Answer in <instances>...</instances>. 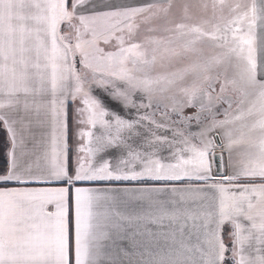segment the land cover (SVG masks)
<instances>
[{"label": "snow or ice", "instance_id": "obj_1", "mask_svg": "<svg viewBox=\"0 0 264 264\" xmlns=\"http://www.w3.org/2000/svg\"><path fill=\"white\" fill-rule=\"evenodd\" d=\"M155 7L0 0V264H264V0L182 99L135 40Z\"/></svg>", "mask_w": 264, "mask_h": 264}, {"label": "rangeland", "instance_id": "obj_2", "mask_svg": "<svg viewBox=\"0 0 264 264\" xmlns=\"http://www.w3.org/2000/svg\"><path fill=\"white\" fill-rule=\"evenodd\" d=\"M153 2L156 5L153 11L138 20L135 40L144 45L147 55L152 58L147 68L150 77H169L177 72L184 74V79L167 93L182 99L180 89L190 86L195 79L193 68L215 51L210 42L203 38V34L210 32L213 25L223 21L213 23L218 14L215 6L213 8L215 11L211 8L210 0L208 3L211 12L207 11L205 0H194L196 5L202 6L201 10L197 11L187 10L186 8L190 5H186L187 1L184 0L181 1V6H176L172 0H153ZM214 2L220 11L223 6L232 9L229 16L222 13L226 20L237 15L239 12L237 7L245 9L247 6V0H216ZM196 13L200 15L197 16ZM219 16L218 19L222 20L221 15ZM229 91L234 98L238 96V93Z\"/></svg>", "mask_w": 264, "mask_h": 264}, {"label": "crops", "instance_id": "obj_3", "mask_svg": "<svg viewBox=\"0 0 264 264\" xmlns=\"http://www.w3.org/2000/svg\"><path fill=\"white\" fill-rule=\"evenodd\" d=\"M155 1H166V0H155ZM173 1V4H175L176 6H178V5H182V3H181V1H183V0H172ZM184 1H187L186 2V5H190V7L189 8H186L187 10L189 9V11L190 10H201V8H202V6L201 5H196L195 3H194V0H184ZM201 1V0H200ZM204 1V0H203ZM214 1H216V0H210V2H212L211 3V8L213 9L214 8V6H215V8H216V13L218 14V15H216L215 16V18H214V21H213V23L216 21H225L227 18L226 17H223L222 16V13L223 14H228L227 16H229V12L231 13L232 11H230V10H232V9H229V8H227V6L225 7V6H223L222 7V9H221V11H220V9L219 8H217V6L215 5V2ZM205 2H206V8H207V11L208 12H211L210 11V8H209V3H208V0H205ZM250 4H251V0H247V6H245V9L244 8H241V9H239V7H237V9H238V13H237V15H240V14H243V13H245L246 11H248L249 10V8H250ZM185 5V6H186ZM228 9V10H227ZM213 11H215L214 9H213ZM192 14H193V12H191ZM195 15H197V16H199L200 14L199 13H196ZM219 15H221V18H222V20H220V19H218V17H220ZM230 15H232V14H230ZM215 22V23H216Z\"/></svg>", "mask_w": 264, "mask_h": 264}, {"label": "trees", "instance_id": "obj_4", "mask_svg": "<svg viewBox=\"0 0 264 264\" xmlns=\"http://www.w3.org/2000/svg\"><path fill=\"white\" fill-rule=\"evenodd\" d=\"M66 30V29H65Z\"/></svg>", "mask_w": 264, "mask_h": 264}]
</instances>
